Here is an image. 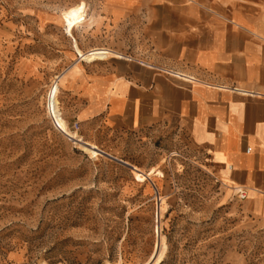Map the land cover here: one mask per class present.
I'll use <instances>...</instances> for the list:
<instances>
[{
  "label": "rangeland",
  "instance_id": "1",
  "mask_svg": "<svg viewBox=\"0 0 264 264\" xmlns=\"http://www.w3.org/2000/svg\"><path fill=\"white\" fill-rule=\"evenodd\" d=\"M103 4L0 0V264H264V213L179 143L161 138L153 166L131 167L52 125L54 77L118 56L87 50ZM77 5L83 20L69 33Z\"/></svg>",
  "mask_w": 264,
  "mask_h": 264
},
{
  "label": "crops",
  "instance_id": "2",
  "mask_svg": "<svg viewBox=\"0 0 264 264\" xmlns=\"http://www.w3.org/2000/svg\"><path fill=\"white\" fill-rule=\"evenodd\" d=\"M102 6L87 50L118 56L71 63L58 75L67 130L77 124L100 156L131 167L153 166L161 138L179 143L264 213V0Z\"/></svg>",
  "mask_w": 264,
  "mask_h": 264
},
{
  "label": "built area",
  "instance_id": "3",
  "mask_svg": "<svg viewBox=\"0 0 264 264\" xmlns=\"http://www.w3.org/2000/svg\"><path fill=\"white\" fill-rule=\"evenodd\" d=\"M58 78H59L58 76L54 77L52 84H51V86L48 89V92L46 94V107H47V111H48V116H49L50 121H51L53 126H54V124H53L54 123L53 122L54 116H56L57 118H59L61 120L60 112H59L58 107H57V82H58ZM230 90L233 92L244 93V92L237 90L236 88H231ZM51 104H54L55 112L52 111ZM55 129L57 130L56 127H55ZM77 129H78V125L74 124L73 125V132H76ZM235 193H236V196L238 199L241 200L243 198V192L242 191L237 190Z\"/></svg>",
  "mask_w": 264,
  "mask_h": 264
},
{
  "label": "bare ground",
  "instance_id": "4",
  "mask_svg": "<svg viewBox=\"0 0 264 264\" xmlns=\"http://www.w3.org/2000/svg\"><path fill=\"white\" fill-rule=\"evenodd\" d=\"M83 11V7L82 6H76L75 8H73L72 10H70L68 13H66V15L64 16V22H65V28L66 30L70 33L72 32V29L74 28V26L76 25V23L80 22L81 20H83L81 18V13ZM78 55L82 58L84 56L83 53H81L79 50H77ZM100 54H92L90 55V57H93L95 59H100L101 57H99ZM59 128L64 131H66V128L64 125L62 124H58ZM73 138H75L76 142H79V138L74 137V134H71ZM90 151L92 153H100L99 151H97L96 149H92L90 148ZM102 153V152H101Z\"/></svg>",
  "mask_w": 264,
  "mask_h": 264
}]
</instances>
